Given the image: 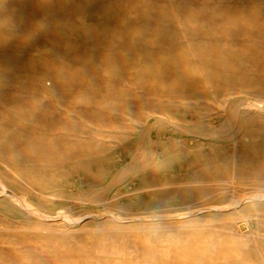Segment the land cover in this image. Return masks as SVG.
<instances>
[{"label": "rangeland", "instance_id": "rangeland-1", "mask_svg": "<svg viewBox=\"0 0 264 264\" xmlns=\"http://www.w3.org/2000/svg\"><path fill=\"white\" fill-rule=\"evenodd\" d=\"M259 100L264 0H0V264H264Z\"/></svg>", "mask_w": 264, "mask_h": 264}, {"label": "bare ground", "instance_id": "bare-ground-1", "mask_svg": "<svg viewBox=\"0 0 264 264\" xmlns=\"http://www.w3.org/2000/svg\"><path fill=\"white\" fill-rule=\"evenodd\" d=\"M249 110H253L255 112H261V113H264V101H256L255 103H250V104H247L246 105ZM253 172V171H252ZM264 174V173H263ZM234 185V184H233ZM263 191V190H262ZM11 195V194H10ZM14 195H12V198H13ZM242 197H245V196H242ZM241 200H236L234 201L232 204H230V206L233 208V210H236L237 209V206L241 203H246V204H249V205H253L254 203L256 202H264V192L262 193H257V194H254L252 196H249V197H246V198H240ZM14 201H18L20 203V205L26 209V210H29V211H33L34 210V207L29 203V201H27L25 198H21V199H16ZM15 205V204H14ZM230 207V208H231ZM207 209L209 210H212V209H216V210H221L222 208L224 207H218V206H206ZM231 208V209H232ZM204 209V208H203ZM26 212V211H25ZM117 217V216H116Z\"/></svg>", "mask_w": 264, "mask_h": 264}]
</instances>
